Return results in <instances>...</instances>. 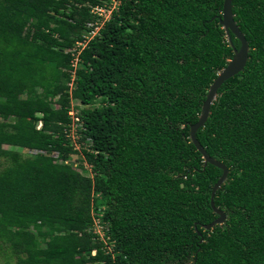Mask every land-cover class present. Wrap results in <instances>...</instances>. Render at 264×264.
<instances>
[{"label": "trees", "instance_id": "16d2710c", "mask_svg": "<svg viewBox=\"0 0 264 264\" xmlns=\"http://www.w3.org/2000/svg\"><path fill=\"white\" fill-rule=\"evenodd\" d=\"M97 1L0 0V243L16 264H264V0H232L248 60L196 131L228 168L208 230L222 170L189 126L233 55L223 0H120L75 56Z\"/></svg>", "mask_w": 264, "mask_h": 264}, {"label": "water", "instance_id": "95a60500", "mask_svg": "<svg viewBox=\"0 0 264 264\" xmlns=\"http://www.w3.org/2000/svg\"><path fill=\"white\" fill-rule=\"evenodd\" d=\"M231 2L232 0H223L222 12L219 18V23L224 29L227 41L229 42L232 48L233 55L228 60L226 65L217 73L216 77L213 79L212 83L208 87L205 94V98L201 104V110L198 119L195 123L189 126L190 141L194 144L195 148L202 154L203 165L205 166L206 164H212L222 170L221 175L213 184L210 193V205L213 209V212L216 213L218 216L209 224L203 225V228L207 230L215 225L222 224L225 221V213L217 206H215L214 197L216 191L225 182L227 178L228 168L224 163L211 157L205 151V149L202 147V145L196 138V131L204 126L209 116L211 105L215 101L218 95V89L223 84V82L233 77L234 75H236L237 73L241 72L244 69L246 62L248 60V51H249L248 42L244 34L240 30L239 26L237 25L236 21L234 20L233 13L231 10ZM231 34H233L234 37L240 42L238 48H236L233 45L231 40Z\"/></svg>", "mask_w": 264, "mask_h": 264}, {"label": "rangeland", "instance_id": "374dc122", "mask_svg": "<svg viewBox=\"0 0 264 264\" xmlns=\"http://www.w3.org/2000/svg\"><path fill=\"white\" fill-rule=\"evenodd\" d=\"M101 2H105L108 4L109 8H107V10H114L116 7H118L119 3H120V0H104V1H101ZM107 15H109V11L106 12ZM102 27L101 24L98 25V27ZM97 29L95 28L93 31H84L83 30V37H85L86 41L89 40L91 37L95 36V35H98V33L96 32ZM84 45H85V42H84ZM76 46V45H74ZM72 47L71 50L75 47ZM83 46V45H82ZM74 66H76V62L74 61L73 63ZM71 87L69 88V91H70ZM98 101V99H97ZM75 104H78V101L74 98H71L70 100V105H69V108H71V105H74ZM53 107L54 108H57L58 105L56 104H53ZM78 107V105H77ZM0 120H2L0 118ZM39 124V123H38ZM39 125H37L38 127ZM80 127L79 123L76 124V123H70V130H68V133H69V136H70V143L73 144L74 148L76 150H78V153L76 154H73L72 155V159L70 161H68V163L72 166H74L78 171L82 172L84 175H91V170H90V166L87 165L84 161H83V156L81 154L80 151V148H81V143L79 141L80 139V135L79 133H77V128ZM12 150H21V149H18L17 147H14L12 148ZM22 152V155L23 156H26L27 152L26 151H21ZM55 155V154H54ZM78 159H82L83 161V164L82 165H79L78 162L76 160ZM7 164V159L6 158H3V157H0V169L2 167H4L5 165ZM77 165V166H76ZM94 221H96V219H94ZM95 225V228L98 229V226L96 225V222L93 224ZM94 228V226H93ZM100 236L102 235L101 233L99 234ZM105 241L107 240L106 238L104 239ZM5 261H8L10 264H16V259L14 256H11L9 254V251H6L5 250V246L2 245V243H0V264H3Z\"/></svg>", "mask_w": 264, "mask_h": 264}, {"label": "built area", "instance_id": "2783aa9c", "mask_svg": "<svg viewBox=\"0 0 264 264\" xmlns=\"http://www.w3.org/2000/svg\"><path fill=\"white\" fill-rule=\"evenodd\" d=\"M101 1H104V0H98L97 3L89 5L90 6V12L93 13L96 16L94 22L87 24L89 27H92L89 31H93L96 28L97 29L96 32L98 33L99 29L101 28L100 26L98 27V25L99 24L103 25V23L105 21H107L111 17V14H112L113 10H107V8H109L108 4L105 3V2L103 3ZM107 11H109V13H110L109 15L106 14ZM85 39L86 38L83 37L82 41L78 40V41H76L74 43V45H76V46H74L75 48H73L71 51H75L76 52L75 56H77L79 51L86 45V42L88 40L86 41ZM84 42H85V45H84ZM72 77H74V75H72ZM68 85H69V87L72 88L73 87V82L72 81L69 82ZM77 105H78V107H77ZM81 106H82V104L78 101V104H75V106L71 105V108H69L68 114H69V116L71 118V122L72 123H76V124L79 123V125H81V121H80L79 116H78V112H79V109H80ZM39 126H40V124H39ZM95 222H96V225L98 226V229H96L95 225H94L93 232L97 233L98 235L101 233L102 235L101 236L99 235V236H100L101 239L104 240L105 235H104L103 227L100 224L98 219H96V221H94V223ZM94 253H95V251L93 250L92 254H94Z\"/></svg>", "mask_w": 264, "mask_h": 264}]
</instances>
